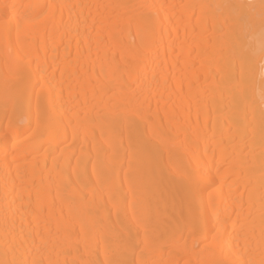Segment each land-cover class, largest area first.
<instances>
[{"label": "bare ground", "instance_id": "obj_1", "mask_svg": "<svg viewBox=\"0 0 264 264\" xmlns=\"http://www.w3.org/2000/svg\"><path fill=\"white\" fill-rule=\"evenodd\" d=\"M232 2L236 0H0V14L5 5H17L23 25V42H17L15 25L10 37L0 40V76L15 60H20L33 83L55 73L48 100L52 118L60 128L59 136L45 132L43 139L21 136L19 140H5L0 130V145L7 143L10 153L17 150V156L10 154L6 161L0 154V259L6 248L13 246L19 254L18 241L24 236L43 232L48 239L45 247H40L39 239L25 242L29 258L35 256L44 264H105L114 258L106 242L122 244L128 238V227L136 225L132 235L139 247L126 254L135 264L152 259L173 264H206L220 259L264 264L259 135L255 153L244 152L248 160L242 169L245 175L235 185V180L227 179L232 169L225 165V159L236 147L231 143L233 137H239L242 130L238 132L226 123L231 110L221 90L214 97L205 93L214 79V65L210 66L207 54L213 49L208 40L239 32L240 22L226 9H209L223 31L208 33L200 13L196 12L193 19V11L184 7ZM261 43L257 11V57L247 85L257 106L264 94ZM129 95L137 98L164 136L173 140L189 137L191 149L172 159L159 138L153 140L167 170L176 173L184 166L196 168L197 157L211 161L203 169L202 187L208 189L203 192V203L207 204L212 192L217 197L220 219L225 209L233 221L241 219L239 241L229 223L221 233L224 243L212 245L213 251H203L205 245L184 251L175 244L181 233L172 222L162 230L163 239L155 251L142 250L145 234L137 225L133 205L143 198L155 207L156 200L138 190L123 150L115 152L113 147L121 135L124 143L128 142L130 131L118 114L124 111L122 101ZM36 105L33 95L28 116H13L11 110L8 116L18 129L24 130L29 124L34 129ZM8 123L0 104V128ZM238 144L237 158L245 142L238 140ZM18 159L24 163L19 177ZM246 174L252 175L248 181L244 180ZM209 217L211 244L217 217L211 213Z\"/></svg>", "mask_w": 264, "mask_h": 264}, {"label": "snow or ice", "instance_id": "obj_2", "mask_svg": "<svg viewBox=\"0 0 264 264\" xmlns=\"http://www.w3.org/2000/svg\"><path fill=\"white\" fill-rule=\"evenodd\" d=\"M184 7L193 11V19L196 18V12L200 13L201 23L208 33L215 34L217 30L223 31L222 28L218 29L219 19L215 15H211L209 9H226L232 18L240 22L241 30L227 34L221 38L222 42L221 39L214 41L209 38L208 40V44L213 49L207 54L210 57V66L214 65V79L213 83L205 89V93L214 97L215 92L218 89L221 90V97L227 100L231 110V115L227 117L226 123L230 122L238 132L242 130L239 137H233L231 143L236 147L233 149L231 157L225 159V165L232 169V175L227 179L235 180L237 185L244 177L245 173L242 169L248 163L244 152H247L248 155L255 153L257 133L259 135L260 201L262 220H264V94L261 95L257 106L255 100L247 92L251 68L257 57L254 45L257 11L262 37L259 57L264 60V0H246V2L245 0H236L232 3H217L215 5L201 3ZM16 9L17 5L14 4L4 6L3 13L0 14V40H7L11 35L13 25H15L17 42H23L21 37L23 25ZM216 48H219L220 51L216 52ZM55 78V73L45 74L41 78L42 82L33 83L31 76L24 73L20 60L9 64L7 70L0 76V104L4 108L5 118L9 121L6 128H0L5 140L9 137L19 140L21 136H39L43 139L45 132L56 136L60 135V128L52 118V108L48 100V90L54 87ZM37 88L40 89L39 93L35 92ZM33 95L37 97L36 127L33 129L29 124L24 130L18 129L8 116L9 110L13 116L17 113L28 116L27 109ZM122 104L124 111L118 114V118L126 123L130 135L127 144L124 143L121 135L113 147L115 152L123 150L124 158L129 161L131 178L138 190L150 193L156 200L155 207L146 204L143 198L136 200L133 205L137 225L144 229L145 239L142 250L155 251L163 239L162 230L172 222H175L181 233L180 240L175 241V244L184 251L194 250L201 245H205L203 251H213L212 245L219 246L224 243L221 233L229 223L232 224L236 239L239 241L240 233L237 228L238 226L242 228L241 219L233 221L232 214L227 209L224 210L223 218L220 219L221 213L216 204L217 197L212 192L208 193L207 204L203 203V192L208 191L207 188L202 187L203 169L207 168L211 161L197 157L199 164L196 168L184 166L176 173L167 170L153 140L158 137L159 142L167 147L169 159H172L178 157L181 152L191 149L189 137L185 136L181 140L177 136L173 140L171 137L164 136L156 126L153 117L142 110L134 95L124 98ZM139 121H142L143 127ZM232 127H229L230 133ZM238 140L245 142V148L241 151L239 158L236 155L239 150ZM0 154L6 161L10 154L16 157L17 150L14 148L10 153L7 143H4L0 145ZM17 163V176L19 177L24 170V163L19 159ZM5 193L8 194L7 180L5 181ZM251 198L252 193H249V199L251 200ZM209 213L217 217L216 234L212 237L211 244L207 229ZM135 227L136 225L128 227V238L122 244L119 241L109 240L106 242L107 250L114 258L107 260L105 264H135L134 261H129L126 258L127 253H134L139 247L136 238L132 235ZM262 233H264V227H262ZM158 234L161 235L158 236ZM29 238L33 243L39 239L40 247H45L48 244V239L43 232L24 236L18 241L19 254H17L16 246L10 249L6 248L5 256L0 259V264H44L42 259L35 256L29 258L26 255L27 250L24 249V244ZM40 247L36 249L37 253H39ZM9 254L12 256L11 259L8 258ZM87 264H98V262L88 261ZM141 264H173V262L152 259L143 260ZM206 264H239V262L220 259L207 261Z\"/></svg>", "mask_w": 264, "mask_h": 264}, {"label": "rangeland", "instance_id": "obj_3", "mask_svg": "<svg viewBox=\"0 0 264 264\" xmlns=\"http://www.w3.org/2000/svg\"><path fill=\"white\" fill-rule=\"evenodd\" d=\"M252 175L251 174H246V178H244V180H246V181H248V178H250ZM250 181V180H249ZM235 185H237L236 183H235ZM239 185V184H238ZM251 186V185H250ZM250 186H248V188L250 187Z\"/></svg>", "mask_w": 264, "mask_h": 264}]
</instances>
